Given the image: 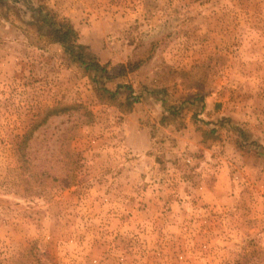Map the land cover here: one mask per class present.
Here are the masks:
<instances>
[{
  "label": "rangeland",
  "instance_id": "rangeland-1",
  "mask_svg": "<svg viewBox=\"0 0 264 264\" xmlns=\"http://www.w3.org/2000/svg\"><path fill=\"white\" fill-rule=\"evenodd\" d=\"M0 264H264V0H0Z\"/></svg>",
  "mask_w": 264,
  "mask_h": 264
},
{
  "label": "trees",
  "instance_id": "trees-1",
  "mask_svg": "<svg viewBox=\"0 0 264 264\" xmlns=\"http://www.w3.org/2000/svg\"><path fill=\"white\" fill-rule=\"evenodd\" d=\"M44 20L45 21L50 20L49 21V23H50L49 26L52 28L51 37L54 39V41L60 42V43H66L68 41H73V43H76V47H78V49H79V51L77 53V56L80 59L84 58V56H88V60L94 62L96 69L100 70V72L103 71L104 66H102L100 64V62L97 61V59L94 56V54L91 53V52L86 53V50L88 49V46L80 44V43L77 42L78 32H77V30L74 28V26L69 21L60 20V21H58V23H56L54 21H51V19L48 16H46ZM87 65H90V64L87 63ZM127 67L131 69V68H134L135 66H133V65L131 66V64L128 65V66L123 65L120 68V71L125 72ZM129 88H130V94L126 98V100H127L126 105L128 106L129 110H132V108L134 106V102L138 101L139 97L134 94V91H133V89L131 87H129ZM67 109H68V107H66V106L60 107L59 105L48 109L47 112L45 113V115L39 121L36 122L35 126L32 125V127L28 130V132H27V134L25 135V138H24L25 140L24 139L22 140L20 146L22 145V147L24 149H27V147L29 145V139H30V137H32L34 135V132L36 131V129L39 126H41V124L43 122H45L51 115L58 114L60 111H64V110H67ZM86 114H87L88 118H90L92 116V113L89 112V111H87ZM67 170L70 171L71 170V166H68ZM68 184H70V183H68ZM36 245H37L36 243L32 244V247L30 249H33V247H36ZM38 259L40 260V257H38Z\"/></svg>",
  "mask_w": 264,
  "mask_h": 264
}]
</instances>
